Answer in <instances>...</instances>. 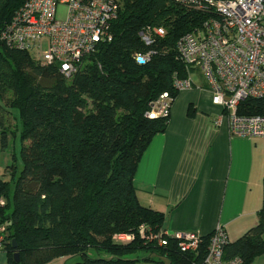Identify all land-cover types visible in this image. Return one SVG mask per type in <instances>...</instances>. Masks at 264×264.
I'll return each instance as SVG.
<instances>
[{
    "label": "trees",
    "instance_id": "16d2710c",
    "mask_svg": "<svg viewBox=\"0 0 264 264\" xmlns=\"http://www.w3.org/2000/svg\"><path fill=\"white\" fill-rule=\"evenodd\" d=\"M22 0H0V30ZM206 14L175 0H119L112 39L97 44L69 78L55 64L45 65L30 52L0 41L1 145L19 118V160L13 156L0 176L5 205L7 264H48L79 256L72 264H198L210 234L201 236L198 253L182 252L168 235L166 245L138 235L145 225L163 230L161 212L142 205L133 185L137 163L151 138L163 132L168 117L150 118L151 103L167 91L175 97L173 76L189 73L176 42L202 24ZM162 26L165 34L145 46L138 32ZM152 49L149 61L133 55ZM239 114H262V100L247 98ZM116 233L133 234L119 242ZM12 240L15 241L13 246ZM95 252L94 256L89 251ZM18 253L16 262L13 255ZM264 253V205L258 222L223 247V259L250 264Z\"/></svg>",
    "mask_w": 264,
    "mask_h": 264
},
{
    "label": "built area",
    "instance_id": "2783aa9c",
    "mask_svg": "<svg viewBox=\"0 0 264 264\" xmlns=\"http://www.w3.org/2000/svg\"><path fill=\"white\" fill-rule=\"evenodd\" d=\"M179 5L206 14L202 24L185 32L176 42L180 60L188 71L198 70L205 77L212 101L228 112L229 132L243 137H264V112L239 114L238 105L247 98L262 100L264 107V0H175ZM119 0H22L9 22L0 30V41L9 48L30 52L45 65L55 64L66 78L71 77L83 59L100 42L112 39L111 25L118 17ZM162 26L144 25L138 32L145 46L162 37ZM45 42V49L43 44ZM152 49L133 55L144 64ZM189 75L173 76L177 91L190 86ZM174 97L167 91L151 103L150 118L170 114ZM0 196V209L5 205ZM6 226L0 221V252ZM138 235L166 245L163 235L173 237L182 252L198 253L201 235L192 232L153 231L145 225ZM113 239L127 242L133 234L116 233ZM225 231L218 225L210 235L207 253L198 264H241L238 257L223 259L227 243Z\"/></svg>",
    "mask_w": 264,
    "mask_h": 264
},
{
    "label": "crops",
    "instance_id": "0c3cea01",
    "mask_svg": "<svg viewBox=\"0 0 264 264\" xmlns=\"http://www.w3.org/2000/svg\"><path fill=\"white\" fill-rule=\"evenodd\" d=\"M187 75L192 83L174 97L167 126L143 151L133 185L142 205L163 214L167 232L203 236L221 225L232 242L257 224L264 205V137L231 135L228 112L213 103L205 77L198 70ZM250 264H264V253Z\"/></svg>",
    "mask_w": 264,
    "mask_h": 264
},
{
    "label": "rangeland",
    "instance_id": "374dc122",
    "mask_svg": "<svg viewBox=\"0 0 264 264\" xmlns=\"http://www.w3.org/2000/svg\"><path fill=\"white\" fill-rule=\"evenodd\" d=\"M45 47L46 46L44 42L43 50L45 49ZM199 75H200L199 72H193L191 74V77L193 78L195 82H199L201 80ZM0 104L2 105L1 101H0ZM13 114H14L13 116H15V122L12 118L11 123L15 124V126L17 127L16 132L15 133H12L10 131L7 132L8 144L6 148H2L1 139H0V175H2V177L4 176L6 179L9 178V174L5 171V168H6V165L12 162L13 156H16L17 162L18 164H20V160H19V149H20L19 125H20V122H19L17 112L14 111ZM0 134H1V131H0ZM89 254L91 256H94L95 252L93 250H90ZM79 260H80L79 256H74L71 258H68L66 256H61V257H57L53 259L48 264H72L73 262L79 261ZM0 264H4L3 259L0 260Z\"/></svg>",
    "mask_w": 264,
    "mask_h": 264
},
{
    "label": "water",
    "instance_id": "95a60500",
    "mask_svg": "<svg viewBox=\"0 0 264 264\" xmlns=\"http://www.w3.org/2000/svg\"><path fill=\"white\" fill-rule=\"evenodd\" d=\"M12 243H13V246H15V241L14 240H12ZM13 258H14V260L17 262L19 259H18V253H15L14 255H13Z\"/></svg>",
    "mask_w": 264,
    "mask_h": 264
}]
</instances>
